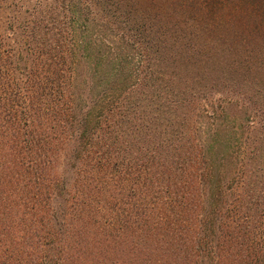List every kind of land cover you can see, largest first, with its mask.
I'll return each instance as SVG.
<instances>
[{
    "label": "trees",
    "instance_id": "16d2710c",
    "mask_svg": "<svg viewBox=\"0 0 264 264\" xmlns=\"http://www.w3.org/2000/svg\"><path fill=\"white\" fill-rule=\"evenodd\" d=\"M238 3L220 16L231 22L197 27L207 44L243 51L252 76L264 68L252 46L264 7ZM246 11L256 16L238 22ZM138 13L122 0H0V264H264V190L252 178L264 139L220 149L217 119L239 104L222 97L242 85L235 69ZM202 61L209 79L193 70ZM232 156L242 166L229 174Z\"/></svg>",
    "mask_w": 264,
    "mask_h": 264
},
{
    "label": "rangeland",
    "instance_id": "374dc122",
    "mask_svg": "<svg viewBox=\"0 0 264 264\" xmlns=\"http://www.w3.org/2000/svg\"><path fill=\"white\" fill-rule=\"evenodd\" d=\"M113 1L114 0H111V2ZM122 1L123 3L124 2L128 3L132 7L136 6V9L139 10L138 16H141L145 10H149L150 13L152 11L157 13L158 20H160L161 22L160 25L162 26L164 24L168 25L169 24L168 21H169L170 22L169 25L171 26L173 25V27L179 26V28L185 33L183 32H182L183 34L181 32L174 33L173 35L174 37L175 35H179L182 37V38L178 37L177 45L179 44L180 46L181 44H184L183 41L184 42L190 41L191 43L194 42V45H196L198 49L202 47L204 48L207 45L210 49H214L215 51L218 50L217 52H214L212 53V55H210L212 57L211 62L215 66H218L219 62H222V64L224 63L230 64L233 67V69H235V72L234 73L232 72L235 75V77L233 76L235 78V82H236L235 84L239 82L242 85L230 86V90L225 92V94L222 97L224 98V96H226V98H231V99L238 98L239 104H237L236 101L231 102L230 104L224 103L225 105V109L223 112L224 114L221 113V115L217 119V125L219 126V128L221 130H228V132H226L224 136L222 135L224 146L221 145L220 149L224 148L225 151L226 140L227 142H229V140H232V144H235L234 150L240 151L243 149L241 145L242 141L245 142L244 145L246 144L251 149L252 146L254 147V144H257L260 141H262V139H264V128H263L264 123L261 121L262 118H264V113H263V117L260 116L259 114L256 117L258 121L257 128L251 127V122L253 119H250L253 112H255L254 111L255 102L257 101L260 102L258 108H261V111L264 112V68L262 66L254 65V71H251L252 76H249V72H246L244 70L246 66H240L239 63H237V58L242 54L243 51H241V54L238 55V57H234L236 56L234 52L236 50L233 49L235 46L220 44L214 47L212 45L213 43L207 44V42L212 41L211 39L213 38V36H211V34H208L209 30H207L206 33L202 30H198L197 27L198 26L197 20L199 19H201L202 22H206L207 25L210 24L211 22H216L215 20L217 19L223 23L231 22L229 21L231 19L228 20L226 19L227 16H225L226 18H221L220 16H224L225 12L232 9L231 6L233 7L237 6L238 2L239 3L245 2L248 5L251 4L253 0H231L227 5V7H225L226 11L222 7L215 6L213 10H208L207 13H202L201 11H198L197 14H194L192 12V8L189 7L188 5L195 3V6L199 7L200 3H205L206 1H215V0H122ZM256 1L259 5L262 4V7H264V0H256ZM185 5H187L188 7H184ZM220 8L222 9L220 10ZM155 13H153L152 15H155ZM255 16H256L255 14L254 16H252V14L247 11L243 12L238 17V22L241 21L248 22L252 20ZM262 34L257 36V39L255 40L257 44H252V46L255 45L260 47L258 49L259 55L260 53H262L260 51H264V37L262 36ZM247 45H251V44H247ZM179 46L177 48H179ZM241 49L243 50L244 47H242ZM192 55L193 54H191L189 58H191ZM187 57L186 58L183 57L184 59L181 58L179 61L180 64H184V62H186L187 60ZM233 58H235V62L232 61ZM247 60L248 59H246V61ZM200 64L201 65L199 67L197 64H195V69L193 70L197 72L200 69L201 73L204 74L205 78L208 79L211 76H214L215 73L210 74L209 68L206 67L207 64L205 65L203 61ZM249 66L251 68L253 65H249ZM224 74H227V76L230 75L228 71H226ZM226 81L228 82V80ZM204 82H207V79H205ZM244 83L247 84L249 87L245 86ZM228 84H233V83L229 81ZM254 87L258 88V93L260 95L258 99L256 100L253 99V101H251L247 95L250 94L253 95V93H255ZM244 90H246V93L244 92ZM238 91L240 93L241 92L244 93L245 95L241 93L240 97H236L235 92ZM261 150L264 151V148H262ZM239 158L240 156H232L233 161L230 162L228 160L231 164V166L227 165L226 168L227 170L230 169L229 174H231L236 168L239 169L241 168L242 163L239 161ZM259 162L261 166H264V157H262V159L259 160ZM260 164H257L255 166L257 167ZM252 178H254L253 180L255 181V185H256L253 187L257 189L259 188V190H264V171L263 173L261 172L260 176L252 177ZM251 193L252 191L249 194Z\"/></svg>",
    "mask_w": 264,
    "mask_h": 264
}]
</instances>
